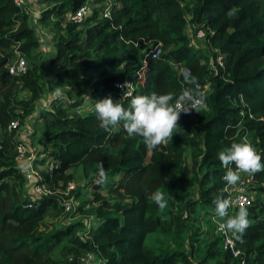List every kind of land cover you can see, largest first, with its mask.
Masks as SVG:
<instances>
[{
  "label": "trees",
  "instance_id": "1",
  "mask_svg": "<svg viewBox=\"0 0 264 264\" xmlns=\"http://www.w3.org/2000/svg\"><path fill=\"white\" fill-rule=\"evenodd\" d=\"M45 1L37 21L52 15L62 30L48 58L56 68L53 79L33 62L20 74L7 71L13 48L31 57L38 38L25 11L12 0H0V264H204L208 259L214 264H264V201L252 199L246 207L250 226L241 239L233 235L237 256L221 249L217 235L196 261L180 248L184 223L171 211L183 205L188 213L197 208L215 215L213 201L225 195L218 152L243 136L264 163V0H190L188 18L180 0H109L107 16L92 6L78 22L63 15L89 0ZM188 22L203 30L199 38L208 53L190 43L183 32ZM185 69L200 87L206 84L207 108L182 113L173 140L151 151L142 137L127 134L123 122L106 132L95 108L78 111L83 97H72L64 106L52 100L38 115L44 124L38 138L41 159L31 162L37 164L35 182L44 183L50 193L28 201L15 160L14 129L8 125L29 114L43 92L66 84L63 92L71 98L91 85L98 100L111 97L127 107L133 96L172 92L178 97L182 88L194 87L184 82ZM120 80L130 82L128 95L113 85ZM19 91L26 98H17ZM191 124L197 126L193 134ZM186 148L191 150L195 201L186 193ZM48 160L55 166L50 171ZM101 166L111 181L97 182ZM72 167L79 168L93 190L92 218L89 223L79 218L48 225L43 218L62 214V200L80 196L79 187H65ZM253 177L252 189L264 198V171ZM156 191L168 200L163 210L147 199ZM148 234L160 237L157 250L145 245ZM85 253L91 261L81 260Z\"/></svg>",
  "mask_w": 264,
  "mask_h": 264
},
{
  "label": "rangeland",
  "instance_id": "2",
  "mask_svg": "<svg viewBox=\"0 0 264 264\" xmlns=\"http://www.w3.org/2000/svg\"><path fill=\"white\" fill-rule=\"evenodd\" d=\"M105 0H98L97 2L94 1H87L88 11L92 8V6H97V8L103 5ZM190 0H180V4L182 5L186 18L189 17V6ZM45 0H24L23 6L21 7L27 16V20L29 24L34 28V31L38 38V46L32 49L31 57H26L23 54V60L25 65L30 64L31 62L36 63L44 68V73L46 74L47 78H55L56 68L48 64L49 56L53 55L54 53V40L58 36L59 33L62 32L60 27H57L53 24L55 17L52 15L48 16L46 22H39L37 18L40 14V11L46 6ZM60 23L63 20H59ZM62 21V22H61ZM191 23H187L186 27L184 28V33L188 36L190 43L194 48L200 49L202 52H209L207 50V44L202 39L196 36V30ZM11 59V57H10ZM214 57L210 59L211 63L213 62ZM96 76V72L90 75L89 82ZM44 81V80H43ZM44 85H47V82L44 81ZM68 87L66 84H61L56 88H52V90H48L43 92L40 97L33 102L32 107L30 109L29 114L25 116H20L18 121L16 120V124L11 127L14 129V137L17 143L20 144L22 148V155L20 159L16 160V165L19 170L23 173V175L30 170L29 177H24L23 181V193L24 196L31 195V187L33 183L38 179L37 175V164L33 165L32 160L34 158L41 159L40 155H37V151L41 149L39 144L38 138L40 137L44 124L42 120L38 117L41 110H46L50 108V102L54 99L60 102V105L64 106L66 102L70 101L72 97H83L82 105L78 108V111L88 110L94 108L95 102L98 101V96H92L91 94V85H87L83 88L82 91L77 93H71V98H66L64 94L65 88ZM57 89H59V94L57 93ZM102 96H105V93H100ZM17 98L24 99L26 98V92L19 91L17 93ZM197 129V126L194 124L190 125L191 134L194 133V130ZM246 137L243 136L241 140ZM248 139V138H247ZM249 141V140H248ZM191 154V150L186 148L184 152L185 157V169L184 173L188 180V190L186 193L190 194L191 196L188 197L189 200L195 201V184L194 187L191 186L192 182L189 178V157ZM45 156V154H42ZM52 162V161H51ZM50 163V160L47 161V164ZM29 169V170H28ZM71 172V188L72 187H79L80 196L77 199H74L73 196H70L66 201L69 205L67 210H62L63 213L59 214L55 217H44L43 222L51 224H66L77 219H81L83 222L89 223L90 219L92 218V214L89 212V209L96 205V202L92 200V192L93 190L88 186L87 187V180L83 179L80 170L78 167H72L69 169ZM94 179V178H93ZM110 178H107V181ZM112 179H117L113 177ZM101 194H105L103 191L100 192ZM63 194V192H62ZM252 199H260L264 201L262 195L252 189L251 193ZM88 200V201H87ZM90 200V201H89ZM84 201V202H83ZM79 202H83L81 208L79 209ZM176 214L181 215L184 225L181 227V233L179 241H182L180 248L186 251L187 254L191 255V258L196 261L201 259L205 255L207 245L214 241L217 237V233L215 230V222L217 220L214 219V214L211 212H204L199 209H195L193 213H188V210L183 207V205H178V207L172 208ZM237 212V211H236ZM235 212V213H236ZM229 215H235L234 213ZM145 245L149 246L153 250H157L160 246V237L155 234H148L145 238ZM218 246V243L217 245ZM174 247V246H172ZM92 260V256L90 255V259ZM204 264H214L213 259H208Z\"/></svg>",
  "mask_w": 264,
  "mask_h": 264
},
{
  "label": "clouds",
  "instance_id": "3",
  "mask_svg": "<svg viewBox=\"0 0 264 264\" xmlns=\"http://www.w3.org/2000/svg\"><path fill=\"white\" fill-rule=\"evenodd\" d=\"M182 75L184 82L194 87L182 88L178 97L172 92L167 94L152 92L150 95L133 96L127 107L120 102L114 103L111 97L96 101L94 108L100 127L106 132H111L123 122V128L127 134L142 137L149 151L167 144L173 140L174 129L180 127L178 122L182 113L190 114L193 110L199 113L207 108L206 96L199 90L197 78L190 70L184 71ZM57 93L59 94V89ZM218 159L227 169L223 176L227 186L223 191L238 186L242 173L253 175L264 171L262 157L247 137L240 142H232L229 147L219 151ZM230 165H234L235 168ZM106 180V172L101 166L97 182ZM147 199L154 201L161 210L168 204L165 194L161 191L148 194ZM213 203L215 204L214 219L223 221L218 223L219 229L225 233L231 232L237 239H241L250 226L248 209L242 206L235 215H229L228 209L232 201L222 195H218Z\"/></svg>",
  "mask_w": 264,
  "mask_h": 264
},
{
  "label": "built area",
  "instance_id": "4",
  "mask_svg": "<svg viewBox=\"0 0 264 264\" xmlns=\"http://www.w3.org/2000/svg\"><path fill=\"white\" fill-rule=\"evenodd\" d=\"M15 5L18 7H22L24 0H12ZM110 11V6H109V0H105L103 2V5L100 7L99 14L101 16H107ZM88 11V6L87 3H82L79 6H77L73 10L66 11L63 15L64 20L66 21H72V22H78L84 14H86ZM196 36L201 37L203 35V30L201 28H198L196 30ZM11 57V59H10ZM216 60L220 64V55L216 56ZM25 63L23 60V57L19 51L13 48L12 50V55L8 56L7 62H6V67L7 71L10 74H20L24 71L25 68ZM184 71H187L186 69ZM113 85L121 88V90L124 91V95H128L130 93V82L128 80H120V81H115L113 82ZM206 84H203V86L200 87V91H205L206 90ZM16 124L15 120L10 121L9 127H13ZM16 150V156L15 160L20 159L22 155V148L19 143L16 144L15 146ZM231 167L235 168L234 165H230ZM54 162L48 163L46 165V170L50 171L52 168H54ZM224 173L222 174V180L223 176L226 174L227 169L223 166ZM29 170V169H28ZM31 171L29 170L28 173L26 172L24 174V177H29V173ZM241 181L239 182L238 186L230 187L228 188L227 191H223L225 189L226 181H224V184L222 186V191L225 193L224 198L226 199H231L232 205L228 209V213H230L234 209H239L240 207H247L250 205L252 201V188L254 186V177L253 175H248V174H241ZM66 189H71V184L70 182L66 183L65 185ZM31 195L26 198L28 199L29 202L34 201L35 199L45 196L50 193L49 188L44 184V183H36L34 182L32 187H31ZM67 200V199H65ZM61 205L63 210H67L69 208V205L67 204L66 201H61ZM223 221H216L215 222V230L216 233L220 239V246L221 249L224 251L230 252L232 256H237L239 254V250L234 247V242H233V234L231 232L225 233L224 231H221L218 227V223H222ZM90 259V254L85 253L84 256L81 258L82 261L87 262ZM240 264H242V261H240Z\"/></svg>",
  "mask_w": 264,
  "mask_h": 264
}]
</instances>
